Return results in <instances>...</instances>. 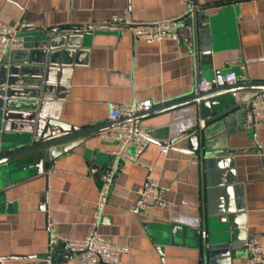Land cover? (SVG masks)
Segmentation results:
<instances>
[{
	"label": "crops",
	"instance_id": "1",
	"mask_svg": "<svg viewBox=\"0 0 264 264\" xmlns=\"http://www.w3.org/2000/svg\"><path fill=\"white\" fill-rule=\"evenodd\" d=\"M191 8L197 12L206 8L203 18L211 37L207 53L201 52L193 29L181 21L178 41L148 45L134 41L129 30L94 31L82 37L59 32L44 54L34 49L14 54V78L24 96L38 84L50 102L48 114L59 122L77 130L106 129L74 145L60 146L72 147L51 160L40 175L30 167L36 155L1 165L0 258H18L0 264H46V257L56 249L48 246L51 230L67 240L81 241L95 234L127 246L130 251L119 256L118 264H196L203 184L205 179L212 182L214 175L203 176L197 159L186 151V139L168 145L166 155L160 153L164 145L159 143H169L197 126L195 104L160 108L192 97L197 80H209L216 71L222 77L230 71L240 74L238 62H250L241 83H264V62L258 61L264 58V0H0L1 23L35 26L24 35L123 17L154 22L181 17ZM146 100L152 106L137 120L153 141L136 163L120 165L96 223L98 180L116 149L99 139L113 124L109 106ZM231 133L218 145L238 151L229 159L231 164L215 174L219 184L236 185L229 193L221 187L223 192L216 191L210 199L216 205L224 203L226 195L232 203L241 200L246 234L259 238L264 250V126L255 130L259 150L250 130ZM150 180L164 189L167 206L138 211V192ZM247 256L244 248L233 263L245 264ZM52 260L78 264L77 256L60 263Z\"/></svg>",
	"mask_w": 264,
	"mask_h": 264
},
{
	"label": "water",
	"instance_id": "2",
	"mask_svg": "<svg viewBox=\"0 0 264 264\" xmlns=\"http://www.w3.org/2000/svg\"><path fill=\"white\" fill-rule=\"evenodd\" d=\"M205 10L206 8L199 12L194 10L192 14H186L181 18L193 29L196 39L200 40V50L203 53H206L205 47H209L211 39L208 21L203 18L206 16ZM131 28V26L115 25L111 22H93L82 27H54L44 32L23 35L25 38L24 50L13 52L0 61V167L9 161L36 155L37 158L30 167L36 168L37 174L40 175L51 160L72 147L61 148L60 146L74 145L85 137L106 129L94 127L77 130L59 122L56 117L48 114L47 108L50 102L39 90L40 85L38 84L35 85V89L29 96H24L18 90L20 85L14 78L17 65L13 59L14 54L25 52L28 49H34L40 54H44L45 49H49V44L55 35L58 36L59 32H70L68 35L79 34L82 37L90 35L94 31L121 32ZM63 36L66 34L64 33ZM29 42L38 43L36 46H30ZM243 74V71L240 74L235 73V83L228 86L223 82L224 76L222 77L216 71L213 73V77L207 80L211 83V89L208 92L194 94L188 99L160 108V111H163L185 104H195L197 126L169 143H159L158 145L168 146L186 139V151L192 155L193 159H197L203 176L206 178L209 173L214 175L212 182L205 179L203 184L205 195L201 224L195 233L199 248V259L196 264H234V260L238 259V255L244 249L245 241L250 238L246 234L244 206L241 200L238 199L232 203L226 195V201L224 203L220 201L216 205V202L210 199L212 196L214 197L216 191L223 192L224 190L229 193L232 190L230 187L236 185L233 181L226 186L219 184L221 181L215 174V171L221 169L223 165H230L232 160L229 159H232L238 151L220 147L219 141L231 135V131L241 133L250 130L256 148L260 149L256 143L255 124L253 119L249 122L248 117L252 112L250 102L258 94L264 93V83H241L240 77ZM139 118L141 115H137L133 119ZM120 123L115 122L110 127ZM52 128L57 129L60 133H67V135L50 139ZM208 128H213L211 134L207 133ZM215 130L217 134H212ZM221 187L224 189L221 190ZM75 256L77 254L70 253L65 245H59L45 260L53 261L52 258H55V262L60 263L61 259L65 257ZM15 258L18 257L11 256L0 258V260Z\"/></svg>",
	"mask_w": 264,
	"mask_h": 264
},
{
	"label": "built area",
	"instance_id": "3",
	"mask_svg": "<svg viewBox=\"0 0 264 264\" xmlns=\"http://www.w3.org/2000/svg\"><path fill=\"white\" fill-rule=\"evenodd\" d=\"M189 9L186 14H192ZM184 14L183 16H185ZM171 18L154 22L136 23L129 18H114L110 22L115 25L131 26L129 29L134 41L144 42L148 45L158 44L164 40H179V23L181 18ZM109 22V23H110ZM35 26L31 23L17 21L13 24L0 22V61L13 52L23 51L25 45L24 33L32 32ZM207 53V52H206ZM264 62V58L258 60ZM250 62H238L243 71L246 64ZM243 78V77H242ZM236 81L235 73L230 71L223 77V82L230 86ZM211 83L204 78L197 80L194 88L195 94L208 92ZM252 107L249 122L253 119L255 127L264 126V93L258 94L250 102ZM149 100L136 102L132 105H110L108 119L110 122H121L109 130L99 134L103 143L114 144L116 149L109 154V161L104 172L98 180V198L94 206V219L98 223L107 206L111 188L113 186L119 167L124 163H136L145 149L151 144V132L139 124L135 116L140 115L151 108ZM57 130V129H56ZM67 135L58 130L51 132L50 139ZM169 146L160 147V153L166 155ZM164 189L156 180H150L146 186L138 192L136 209L146 211L153 207L163 209L167 206L163 199ZM65 245L70 253H76L78 264H118L120 255L128 254L130 249L127 246H120L99 237L95 234L88 236L81 241L67 240L57 236L52 230L49 233L48 246L56 247ZM247 252L245 264H264V250L261 240L257 237L249 238L244 243ZM46 264H53L51 259L45 260Z\"/></svg>",
	"mask_w": 264,
	"mask_h": 264
}]
</instances>
